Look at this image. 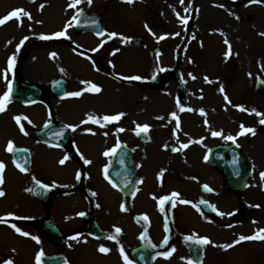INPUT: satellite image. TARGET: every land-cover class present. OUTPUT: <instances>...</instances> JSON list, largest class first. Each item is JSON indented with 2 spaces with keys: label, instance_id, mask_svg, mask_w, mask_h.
<instances>
[{
  "label": "rangeland",
  "instance_id": "1",
  "mask_svg": "<svg viewBox=\"0 0 264 264\" xmlns=\"http://www.w3.org/2000/svg\"><path fill=\"white\" fill-rule=\"evenodd\" d=\"M80 1L77 4L76 0H35L27 4L24 0H0V16L20 10L27 13L21 15L19 20L13 17L8 25L0 26V98L7 94L6 83L17 73L24 81L40 85H49L64 74L70 85H73V90L78 85L101 86L102 95L89 102H96L101 97L112 99L113 91L115 95H124L126 105L121 103V107L109 108V113H116L120 108L121 112L131 114L132 109L138 106H157V111L150 112L156 115V129L153 133L158 139L170 133L169 115L172 111L182 117L183 114H192L188 116L190 119L185 116L188 126L186 131L192 137L209 134L208 129L204 133L198 126L194 114L200 118V122L202 118L206 119L203 115L210 116V128L221 130L225 136L236 133L239 128L242 131V127L253 129L255 135L243 141L241 148L251 160L248 159L253 173V181L243 195L248 218L242 220L237 217L234 211L240 208V200L216 179L210 186L218 191L213 199L220 206L223 216L204 228L202 234L212 240L205 264H233V261L238 264L264 263L263 244L243 245L236 249L241 253L232 254L230 248L225 250L219 247L231 245L240 236L247 237L264 225V178L261 176L264 163L255 154L261 153L257 152L263 149L260 145L264 146V124L261 123L264 116V94L257 95L254 91L256 79L264 80V0L256 1L261 7L260 16H255V10L250 8L253 0L252 4L251 0L235 3L232 0H213L214 6L219 3L226 6L228 3L230 9H227L223 20L207 18L199 8L186 10L187 5L196 7L197 0H183L182 3L176 0H134L132 4L124 3L123 0H92L91 5L87 0ZM80 9H90L102 15L106 30L113 37L110 45L102 44L101 50L96 51L93 48L99 46V42L88 35L76 36L72 22ZM58 31L64 32L69 39H39L40 36H53ZM157 48L162 51L160 57L155 56ZM179 49L184 51L181 72L185 85V105L189 106L184 109L191 110L184 113L176 101L180 97L177 83L170 79V71L175 66V54ZM13 56L14 67H17L9 70V60ZM2 72H7V81L1 79ZM161 74L169 78L163 91L144 87L147 81ZM116 87L121 89L117 90ZM96 107L97 112H105V107ZM24 109L18 103H5V110L0 113V138L5 136L4 127L13 126L14 118H10V115L18 113L15 116L19 117L22 115L20 113L26 112ZM248 111H251L250 114L246 113ZM162 113L168 116L162 118ZM137 116L143 117L141 114ZM164 123L167 125V133L160 128ZM174 163L180 165L182 160H174ZM204 172L209 173L206 169ZM181 187L185 189L182 184ZM194 190L197 191V187L194 186ZM7 191L8 197L0 201V218H4V222L0 223V264L8 261L12 264H37L36 245L15 231H21L19 220L26 218L21 214L22 208H19L24 200L19 194H11V188H7ZM197 194H200L199 190ZM186 219L194 224L190 212L184 211ZM126 225L125 240L130 237L131 230L133 237L136 232L131 222ZM159 226L156 236H161ZM28 235L32 236L31 233ZM46 248L53 252L51 243ZM217 251L218 254H215ZM81 254L75 255L76 264H101L100 261L86 263L88 261L84 260V251ZM215 258H220L219 263Z\"/></svg>",
  "mask_w": 264,
  "mask_h": 264
},
{
  "label": "flooded vegetation",
  "instance_id": "2",
  "mask_svg": "<svg viewBox=\"0 0 264 264\" xmlns=\"http://www.w3.org/2000/svg\"><path fill=\"white\" fill-rule=\"evenodd\" d=\"M155 152H151L150 149L142 147L141 149H136L135 152V164L138 169V176L139 179L142 180L141 175L145 179H149L151 176H155L156 174V165L151 161L152 154ZM107 154V155H106ZM104 161H101V166L99 168L94 169L95 173H92L88 171V173L84 172L83 163L81 160H78L76 164L80 165V172L83 175H78L80 179H76V186L73 185V190L75 192L80 193V195L83 197L84 203H85V212H78V215H82L84 217V223L85 225L81 226L82 229H84L86 232L90 230L89 226L90 223L93 221V218H95L96 222L101 227V224L98 219L102 222V232L103 235L101 237V242L104 241L106 244L108 241H116L120 244L121 240L125 239L127 237L126 234V227L127 222H131L132 226L134 228H137L139 232H147L149 231L150 223L155 219L156 215L159 214V210L156 209V207L152 204L150 195H147V189L145 188L144 193L146 195H143L142 197H133L132 204L130 206L124 205L123 197L116 193L117 196L120 198L118 203V221L116 226H113L110 230V224L111 221V211H114L113 209L110 210L106 202L104 201V194H107L109 192V184L107 180L105 179L104 175L105 172L109 166V152H107V148H102V158ZM125 174V171L123 172ZM162 174V173H161ZM170 172L165 173V175H169ZM99 175L101 177H99ZM186 179L184 175V169L181 172V180L184 181ZM85 181L90 182L86 188L89 187V191H85L83 187V183ZM90 192V193H89ZM137 193V192H136ZM61 195H63V192L61 191ZM151 209L148 210V209ZM123 209V210H122ZM168 210H166V214L168 215ZM178 212V211H176ZM170 213V212H169ZM73 215V214H71ZM117 217V216H116ZM98 218V219H97ZM121 218L123 220H121ZM170 221V229L168 230V235L166 237L165 245H159L156 247L157 253H164V251H172L175 248V245L178 243L180 238L176 235H172V232L178 231L177 226V218L175 215V212H173V215L171 213V216H169ZM56 223V222H55ZM57 224V223H56ZM175 228V230L173 229ZM164 229H167L168 227L166 224L163 226ZM116 229H119V233L116 232ZM111 237V239L109 238ZM130 237L133 238L132 235ZM129 237V238H130ZM90 238V237H89ZM91 239V238H90ZM149 238H147L148 240ZM134 240V239H133ZM135 242V240H134ZM136 244V242H135ZM66 245V242L62 245Z\"/></svg>",
  "mask_w": 264,
  "mask_h": 264
},
{
  "label": "snow or ice",
  "instance_id": "3",
  "mask_svg": "<svg viewBox=\"0 0 264 264\" xmlns=\"http://www.w3.org/2000/svg\"><path fill=\"white\" fill-rule=\"evenodd\" d=\"M80 2V0H76V3L78 4ZM124 3H128V4H132L134 2V0H123ZM258 2V0H257ZM87 3L89 5H91L92 0H87ZM21 15H27V13H24L23 10H20L19 12L17 11H13L9 16H6L2 19H0V26H2L4 23H6L8 20L12 19L13 17H15L17 20L20 19ZM30 18V17H29ZM184 23H187V20L184 21ZM114 35V34H113ZM65 38L67 39V37L65 36L64 32H60L55 34L54 36H40L39 39L41 40H50V39H58V38ZM160 39H164V37H161ZM225 43H227V41H225ZM17 51H19V48L17 49ZM54 55V54H53ZM14 62H15V57L13 56L12 58H10L9 60V70L12 69V67L14 66ZM161 71H163V69H161ZM123 79V78H122ZM131 79H139V77H132ZM93 91L96 93H99L101 90L96 87L95 85L91 86ZM9 92H11V86H9ZM221 92H223V89H221ZM75 97H79L81 95V93H74L73 94ZM225 99H227V97H225ZM9 101V95L6 94L3 98H0V113H2L5 110V103ZM241 111H244V109H240ZM181 111H191L190 109H181ZM203 115V113H201ZM120 117L119 116H114V117H108L105 116L103 117L104 121L107 122H111L114 120H118ZM17 122H19L20 118H16ZM90 120H93L92 117H89ZM173 119H176L175 114L173 115ZM93 122H98L96 120H93ZM261 123H264V121H261ZM104 125L101 124V127H103ZM177 127H179V124L177 123ZM75 130V129H73ZM139 131H148L147 127L145 126L144 128L140 129ZM139 131L137 132V135H139ZM245 133H251L252 135H255V131L253 129H243L242 132L240 133L241 135H244ZM213 135H220L219 133H214ZM229 140H232V137H228ZM234 142V141H233ZM182 147H187V145H182ZM9 152H11L13 150V145L11 143H9L8 145V149ZM107 155V154H106ZM65 159H67V157H65ZM61 163H63V161H61ZM87 163V161H86ZM4 165L3 163H0V173H3L4 171ZM19 167V166H18ZM21 171H24L22 168L20 169ZM262 178H264V173L261 174ZM3 184V178L2 175H0V185ZM40 188H44L45 186L43 184H39L38 185ZM208 191H210V189H206ZM29 191H31V189H29ZM5 193L3 191H0V197L4 196ZM176 194L174 193L173 196H175ZM167 199V198H165ZM163 203V201H161V204ZM123 210V209H122ZM217 215H221L220 213H217ZM4 222V218H0V223ZM10 227H13L11 225H9ZM15 231L18 232L19 235L24 236L26 235L25 233L21 232L19 229H15ZM119 229H116V232L119 233ZM111 239V237H109ZM75 239V238H73ZM244 241H264V229L260 230L259 232H257L256 234L252 235V236H248V237H244V236H240L238 238V240L235 242V244L233 245H228V246H224V245H220L219 247L224 248L225 250H228V248L230 247H234L237 244H240L241 242ZM37 243H39V240L36 241ZM196 243L198 244H202V245H206L209 244L210 241H208L207 239H202V240H197ZM216 246V245H214ZM99 251L101 253H105L107 254V252L109 251L107 248H103L101 247L99 249ZM171 255V254H169ZM6 264H12L11 261L6 262ZM37 264H40V256L37 257ZM189 264H191V262H189Z\"/></svg>",
  "mask_w": 264,
  "mask_h": 264
},
{
  "label": "bare ground",
  "instance_id": "4",
  "mask_svg": "<svg viewBox=\"0 0 264 264\" xmlns=\"http://www.w3.org/2000/svg\"><path fill=\"white\" fill-rule=\"evenodd\" d=\"M198 4H195L196 7H191L190 5L185 6L186 10H191V8H199V10H201L202 15L206 16L207 18L210 17H214V18H219L221 20L225 19V15L227 13V9L230 7L228 6V3H226V6L223 3H219L218 5L214 6L213 4V0H197ZM252 4V2H251ZM230 5V4H229ZM252 8V10H255V16H260L259 14V6L256 5V0H253V6L250 7ZM236 33V32H234ZM244 33V32H243ZM240 43H242V36L240 38ZM237 48V46H236Z\"/></svg>",
  "mask_w": 264,
  "mask_h": 264
},
{
  "label": "water",
  "instance_id": "5",
  "mask_svg": "<svg viewBox=\"0 0 264 264\" xmlns=\"http://www.w3.org/2000/svg\"><path fill=\"white\" fill-rule=\"evenodd\" d=\"M240 166L243 169V162H242V160L240 161ZM228 178H231V174H229V173H228ZM48 264H53V262H49L48 261Z\"/></svg>",
  "mask_w": 264,
  "mask_h": 264
}]
</instances>
